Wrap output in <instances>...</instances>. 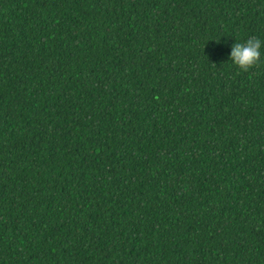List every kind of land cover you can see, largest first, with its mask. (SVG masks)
<instances>
[{"label":"trees","instance_id":"obj_1","mask_svg":"<svg viewBox=\"0 0 264 264\" xmlns=\"http://www.w3.org/2000/svg\"><path fill=\"white\" fill-rule=\"evenodd\" d=\"M264 0H0V264H264Z\"/></svg>","mask_w":264,"mask_h":264},{"label":"clouds","instance_id":"obj_2","mask_svg":"<svg viewBox=\"0 0 264 264\" xmlns=\"http://www.w3.org/2000/svg\"><path fill=\"white\" fill-rule=\"evenodd\" d=\"M264 47V41L260 39L249 38L243 43H233L228 59L238 68L247 70L256 64L261 55V48Z\"/></svg>","mask_w":264,"mask_h":264}]
</instances>
